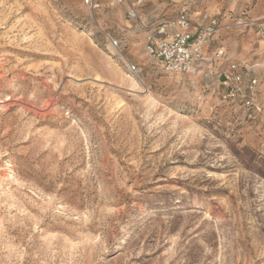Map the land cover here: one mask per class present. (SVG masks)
I'll return each mask as SVG.
<instances>
[{
  "label": "rangeland",
  "instance_id": "1",
  "mask_svg": "<svg viewBox=\"0 0 264 264\" xmlns=\"http://www.w3.org/2000/svg\"><path fill=\"white\" fill-rule=\"evenodd\" d=\"M93 1L0 0V264H264V113L166 72L126 5ZM137 12L218 18L206 53L248 42L226 58L264 106V0Z\"/></svg>",
  "mask_w": 264,
  "mask_h": 264
},
{
  "label": "built area",
  "instance_id": "2",
  "mask_svg": "<svg viewBox=\"0 0 264 264\" xmlns=\"http://www.w3.org/2000/svg\"><path fill=\"white\" fill-rule=\"evenodd\" d=\"M84 1L94 8L99 7L93 0ZM118 2L126 5L128 19L134 20L143 30L146 53L160 62L166 72L178 75L197 74L205 78L214 75L215 89L223 101L238 104L253 115L264 113V106L255 99L257 80L254 77L246 80L251 68L226 58L223 48H217L212 57L206 53L211 41L221 29L218 18H205L201 22H194L186 12H181L176 16L161 17L148 22L137 12L143 0ZM261 35L264 38V29ZM109 41L127 71L132 75L137 74L138 68L125 58L120 42L112 37H109ZM218 61L226 62L227 65L217 72L214 65Z\"/></svg>",
  "mask_w": 264,
  "mask_h": 264
},
{
  "label": "crops",
  "instance_id": "3",
  "mask_svg": "<svg viewBox=\"0 0 264 264\" xmlns=\"http://www.w3.org/2000/svg\"><path fill=\"white\" fill-rule=\"evenodd\" d=\"M165 18H167V17H165ZM205 18H208V17H204L202 20H204ZM201 21H199V22H201ZM223 44L227 48L225 55L228 56V58H230V59H233V58L237 59V60L248 59V58H250L251 55H253L252 52H250L251 47L249 46V43L246 42L245 40L232 39L231 38V39H229L228 42H225ZM224 63H226V62H224ZM215 67H214V70L216 71Z\"/></svg>",
  "mask_w": 264,
  "mask_h": 264
}]
</instances>
